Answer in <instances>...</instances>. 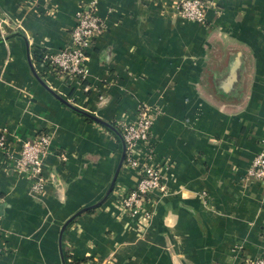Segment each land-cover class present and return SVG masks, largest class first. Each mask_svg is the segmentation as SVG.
<instances>
[{
    "label": "crops",
    "instance_id": "1",
    "mask_svg": "<svg viewBox=\"0 0 264 264\" xmlns=\"http://www.w3.org/2000/svg\"><path fill=\"white\" fill-rule=\"evenodd\" d=\"M203 22L177 0H0V264H243L264 257V188L247 169L264 139V0H206ZM104 31L88 49L84 78L65 80L41 51L71 45L79 11ZM20 32L23 38L11 36ZM114 126L141 104L165 192L128 217L115 194L133 185ZM50 132L44 185L13 167L22 139ZM58 152L65 154L59 157ZM64 228V222L78 210Z\"/></svg>",
    "mask_w": 264,
    "mask_h": 264
},
{
    "label": "built area",
    "instance_id": "2",
    "mask_svg": "<svg viewBox=\"0 0 264 264\" xmlns=\"http://www.w3.org/2000/svg\"><path fill=\"white\" fill-rule=\"evenodd\" d=\"M207 6L206 0H177L179 15L197 22L204 21ZM104 29V22L97 16L92 6L82 8L70 30L71 45L57 52L41 51L39 63L46 65L62 79L84 78L87 73L85 61L88 49ZM159 112L157 106L143 103L138 107L132 120L120 118L114 122L125 144L122 163L134 170L132 187L128 190L120 187L115 194L118 208L128 217L142 213L144 220L149 219L151 212L146 210L145 206L152 201V192L166 190L164 177L170 162L156 161V139L151 131ZM50 144V132L40 130L32 137L20 141L18 155L13 160V167L32 180L34 193L40 192L44 185L43 168L45 157L51 152ZM9 148L7 130L3 129L0 131V149L9 153ZM57 155L65 158L62 152H58ZM247 175L259 181L264 188V139L261 141V149L255 154L247 169ZM1 199L0 196V202ZM243 264H264V257L246 260Z\"/></svg>",
    "mask_w": 264,
    "mask_h": 264
},
{
    "label": "water",
    "instance_id": "3",
    "mask_svg": "<svg viewBox=\"0 0 264 264\" xmlns=\"http://www.w3.org/2000/svg\"><path fill=\"white\" fill-rule=\"evenodd\" d=\"M10 35H11V36H18V37L23 38V35H22L20 32H14V33H12V34H10ZM29 64H30V63H29ZM30 68H31V72H32V74L34 75V77H35V78H36V79H37V80H38V81H39V82H40L45 88H47V89H48V90H49V91H50V92H51L56 98H58L60 101H62V102L65 103L66 105H68L70 108H72V109H74V110H76V111H78V112H80V113H83V114L89 116L90 118H92L93 120H95V121H97V122L103 124L104 126H106L110 131H112V132L116 135V137L119 139V141H120V143H121L122 154H121V157H120L119 163H118V165H117V167H116L115 173H114V175H113V178H112V180H111V183H110V185H109V187H108V189H107V191H106L104 197L102 198V200H100L97 204L94 205V206H96V205L100 204V203H101V202H102V201L108 196V194L110 193L111 188H112L113 183H114V180H115L116 173H117V171H118V169H119V167H120V165H121V163H122V161H123V158H124V151H125V144H124V142H123L122 136H121L120 132L118 131V129H116L115 126H113V125L110 124L109 122H106V121H104V120H102V119H100V118H98V117H96V116H92V115H90V114H88V113H86V112H83V111L77 109L76 107L72 106L71 103L67 102L65 99H63V98H62L61 96H59L56 92H54L53 90H51V89L45 84V82L43 81V79L37 74V72L35 71L34 67H33L31 64H30ZM90 207H91V206L81 208V209L78 210L73 216H71L68 220H66V222H64V224L62 225V227H61V229H60L59 237H61V234H62L64 228L66 227V225L68 224V222L72 220V218H73L74 216H76V215H78L79 213H81V212L87 210V209L90 208Z\"/></svg>",
    "mask_w": 264,
    "mask_h": 264
},
{
    "label": "trees",
    "instance_id": "4",
    "mask_svg": "<svg viewBox=\"0 0 264 264\" xmlns=\"http://www.w3.org/2000/svg\"><path fill=\"white\" fill-rule=\"evenodd\" d=\"M39 58V57H38Z\"/></svg>",
    "mask_w": 264,
    "mask_h": 264
}]
</instances>
